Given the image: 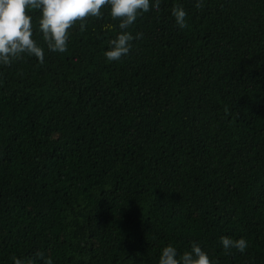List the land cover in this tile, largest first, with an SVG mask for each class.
Returning a JSON list of instances; mask_svg holds the SVG:
<instances>
[{
	"label": "trees",
	"instance_id": "obj_1",
	"mask_svg": "<svg viewBox=\"0 0 264 264\" xmlns=\"http://www.w3.org/2000/svg\"><path fill=\"white\" fill-rule=\"evenodd\" d=\"M27 11L44 62L0 65V264H157L193 241L218 264H264V0H162L118 61L106 7L64 53Z\"/></svg>",
	"mask_w": 264,
	"mask_h": 264
},
{
	"label": "clouds",
	"instance_id": "obj_2",
	"mask_svg": "<svg viewBox=\"0 0 264 264\" xmlns=\"http://www.w3.org/2000/svg\"><path fill=\"white\" fill-rule=\"evenodd\" d=\"M162 0H0V65H9L22 59L24 54L34 56L39 63L44 62V47L33 38L32 16L27 10H39L38 30L42 33L46 47L51 52L64 53L68 49L69 30L76 21L83 28L85 17H101L102 8H107L110 16L118 20L120 31L109 39L103 51L106 61H118L129 54L132 41L139 39L142 33L129 31L138 15L150 9L159 10ZM201 6V0H196ZM171 16L178 28L187 26V12L180 4L171 7ZM220 245L225 252L232 249L243 253L248 241L243 236L233 238L221 235ZM12 264H54L51 256L37 251L34 258L27 261L13 256ZM157 264H218L198 242H191L188 250L178 252L171 243L159 250Z\"/></svg>",
	"mask_w": 264,
	"mask_h": 264
}]
</instances>
